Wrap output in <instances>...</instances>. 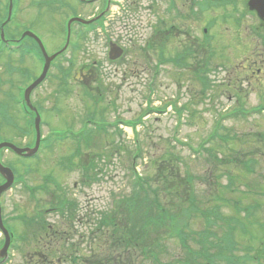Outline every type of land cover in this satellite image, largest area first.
I'll return each mask as SVG.
<instances>
[{"label": "rangeland", "instance_id": "rangeland-1", "mask_svg": "<svg viewBox=\"0 0 264 264\" xmlns=\"http://www.w3.org/2000/svg\"><path fill=\"white\" fill-rule=\"evenodd\" d=\"M31 1H34L32 4L37 11L32 9ZM65 1L67 4L62 1L54 6L51 1L23 0L15 23L6 28H9L7 30L8 36L18 38L26 29H32L43 39L47 52L52 55L62 49L66 43V35L63 30L64 25L66 27V20L70 16H74L76 13L78 16L87 19L89 16L95 15L97 9L101 10L107 7V0H101L91 5H81L76 0ZM111 1L114 3L110 16L105 21L104 34L100 35L99 39L92 34H88L85 39H79L78 35L82 30L75 26L73 38L76 46L70 48L63 58L55 62L51 69L52 79L40 87L32 102L45 115L46 123L41 126V134L48 140H53L51 134L54 132L71 128H74L75 131L80 130L83 126L84 117L93 114L102 121L98 122L101 124H115L118 119L134 123L136 131L131 136L134 138L135 144L127 133L129 131L126 130L122 135H108L105 145L99 147L100 153L98 149H95V137L99 136L97 133L91 138L90 143L85 137L81 145L79 142H71L65 145L55 143L50 148L43 147L37 162L24 164V167L29 165L31 169L33 168L32 173L25 179L24 185H19L16 191L4 197L9 198L8 201L12 203L15 200L17 204L23 206L20 213L27 216H32L34 213L54 205L53 203H57L65 196L73 199L78 205L75 217L79 215L78 220L82 223L89 222L86 228L82 223L76 228L78 232L74 236L73 244L75 250L79 252L80 258H82L77 260L76 264H95L89 258L90 253H101L99 245L103 240H106L108 232L98 224L96 226L93 223L98 217L96 213L86 217V210H103L111 202L114 192L119 197L116 200L115 210L116 212L120 210L117 204H121L120 195L127 188V177L131 174L132 164L130 156L136 149V145L143 148L137 160V168H139V172L149 175L153 179L158 170L155 163L161 162L162 159L168 161L171 154H176L177 158H180L178 162L174 161V163L181 167L183 173H185L183 169L185 162L189 163L190 169L196 174L206 171L209 167L204 159L206 152L198 155L201 157L200 159L194 150L200 148L215 133L214 139L210 141L211 145L219 153L225 151L227 146L221 144L220 136L216 133V126L219 122L229 129L230 134H237L239 137L252 132L254 134L264 133V116L251 118L247 116L245 119L238 115L229 117L238 109L249 113L252 108L264 103V70L256 72L258 69H264V41H261V44H256L247 39L248 32L255 26L261 28V21L256 15L245 13L244 8H246L247 0H231L235 4H229L230 0H223L222 7L213 9L211 16L209 14L200 16L199 26L188 15L182 21H175V18L165 16L161 0ZM200 1L203 2L204 0ZM184 2L185 0H182L181 4ZM225 3L228 5L225 6ZM232 15L236 17L235 20L244 22L241 29L233 26ZM6 17L5 11L1 10L0 23H3ZM21 22L26 25V28L20 27ZM173 25L183 32L192 34L195 48H191L195 52L186 49L190 42L185 37H179L178 33L176 43L166 44V35L164 37L163 35L165 32L168 33ZM204 25L212 29L216 40L214 43L215 59L212 61L214 69H211L203 79L197 80L194 76V80H191L188 78L191 72L197 76H203L200 67L205 56V48L200 41L197 49L196 38H199L198 28H201L202 33ZM236 30L243 33L244 42L228 40L226 35L233 34ZM84 31L86 30L84 29ZM154 33L155 36L150 38L151 40L148 39L150 42L146 46V38ZM108 36L109 39L107 40ZM109 41L124 47L125 56L118 63L112 64L108 59ZM179 44H183L184 47ZM239 48H242V51L238 53ZM223 49H227V53ZM192 54H196L194 61L191 59ZM177 55H182V59L178 61L180 67L173 68L171 62ZM225 55H228V59H230L227 62L225 59L224 62L222 60ZM9 58V60L4 58L2 65L10 62V60L21 65L17 56L12 55ZM32 59L27 58L24 65L30 66ZM158 61L163 62L162 69L156 68L155 63ZM245 63H254L247 74L243 72ZM186 67L190 71L185 69ZM30 68L31 72L37 74L38 68L36 66H30ZM2 70L0 69L1 75L3 74ZM66 78L69 81V92L65 94L62 84ZM6 80H8L7 76ZM15 82H19L18 77L15 78ZM151 84L152 89H150ZM11 89V86L5 88L6 91ZM170 101L177 104V112L174 108L171 110V107L167 105L168 114L160 115V111L165 109L166 103ZM180 114L182 115L180 116ZM17 123L22 126L21 119H18ZM225 130H219L218 133ZM4 132L7 137L8 134H11V131L8 133V129H5ZM16 133L9 135V137H14ZM33 138L34 136L27 140L30 145ZM20 139L25 142L23 138ZM258 142V139H252L255 146L258 145ZM119 145L125 146L126 149H118L119 151L116 152L109 150L110 147ZM208 145V142L204 144L205 147ZM254 145L249 146L247 150H254ZM230 146L240 149L241 145L231 143ZM262 146L257 147V149H263ZM78 153L81 158L86 160L96 156L99 167L104 169L105 180L102 184L92 187L81 185L80 187L82 176L76 172H68L71 165L66 169L64 168V162L72 159L74 161ZM5 156V161H7L5 163L14 171L16 169L21 172L24 168L22 163L17 158L6 154ZM169 165L172 167L170 161ZM52 175L55 176V180H52ZM53 183H60L59 185L64 188V191L53 188L55 185ZM76 183L79 185L78 190L74 188ZM201 184L203 183L201 182ZM26 186L37 188V196H29L26 192ZM60 186L56 188L59 189ZM203 186L207 185L203 184ZM201 191L203 190L201 189ZM227 196L225 195V197ZM251 200L252 205H263L257 214L258 217H263L264 201L258 196H253ZM183 208V205L178 206V210L173 211L167 229L178 228L180 223L178 219L180 221ZM221 210L225 215L231 216L229 208L222 206ZM14 212L15 209H12L5 215L8 216ZM240 219H242L241 216ZM73 221H70V224L69 220L58 219L57 217L47 219L43 225L54 227L49 231L50 237L45 235L43 241L39 240L42 235L35 232L39 228L37 223L31 224L27 220L25 226L19 227L17 232L23 231L27 232L28 235L33 234L32 241L38 238L39 242L44 243L45 249L48 248V251H52L56 264H60L59 261H62L61 264H68L67 260L62 258L59 250L65 243L51 239L53 232H56L59 233L58 238L63 240ZM251 224L246 221L244 230L254 229L253 232H255L256 228ZM201 226L200 221L199 226L195 224L193 230H199ZM148 229V226L145 228L143 225L136 229L137 232L144 231L146 236L142 239L143 243L147 242L148 234L146 232ZM150 230L154 232L155 229L150 227ZM161 232L163 231L158 232L157 237ZM248 234L250 238H239L244 242V246L252 240L256 242L251 231ZM31 246L37 245H27L26 252L32 249ZM254 248H258L257 242ZM141 249L144 250V248ZM123 252L120 251L118 254L122 257ZM134 254H136V258H140L142 253H139L137 249V253ZM114 259L117 260V257ZM163 259L166 260L164 264L190 263V260L186 261L187 253L182 252V249L175 244L165 250ZM142 262L146 263L145 258ZM12 264H20V260H13ZM146 264H155V262Z\"/></svg>", "mask_w": 264, "mask_h": 264}, {"label": "trees", "instance_id": "trees-1", "mask_svg": "<svg viewBox=\"0 0 264 264\" xmlns=\"http://www.w3.org/2000/svg\"><path fill=\"white\" fill-rule=\"evenodd\" d=\"M255 149H256V147L254 148L253 151H255ZM227 151H228L227 153H229L228 155H230L232 157H237V156L239 157L240 156L242 159H245V158L251 156L250 158H252V160L250 159V161H248V164H247V171H246L247 174H244L241 171L236 172V170L232 172L231 179L234 181V185H233V188H232L231 192H234L235 194L239 193V191H240L239 186L241 184H244V185L247 186L249 192H247V193L243 192L242 196H244V197L245 196H251V195H256L257 193H261V194L264 195V185L263 184L261 185V181L262 180L252 176V174H256V172H259V171L261 172L262 170H259V169L261 167H264V163L255 161V159L257 158L256 155H263L264 156V151H262L261 153H258L259 149L256 152H254V153H251V152H238V151L236 152V149H228ZM263 156H261V157H263ZM219 164H220V166H222L224 168H228L229 167L224 162H221ZM172 165H175V163L171 162V166ZM171 188H169V189H171ZM176 188H177L176 192L170 194V198L172 199V201H177V205H178V204H180L183 201L185 195H183V192H179V190L182 189L181 183L176 185ZM256 191H257V193H256ZM240 198L243 199V197H240ZM167 199H168V196H167ZM238 200H239V197L237 195H233L231 203L235 204V201L238 202ZM151 205H153L152 202H141V201H138L136 206H135V212L138 214V216L142 215V214L146 213V211H143V208L144 207H151ZM147 217H151V216H147ZM233 218H235V217H233ZM239 218L240 217L238 216L237 219H239ZM149 221L151 222V220H149ZM141 222H142V218L138 219L137 223H141ZM248 222L257 224L259 226V230L261 232H259L258 229H257V231L255 230V232H259L258 234H260V235L263 234L264 235V217L261 218V217H258L255 214L253 216L252 220H249V218H248ZM150 224L151 223H148L145 226L147 227ZM260 225H261L262 228L260 227ZM251 226H252V224H251ZM188 232L189 233H186V235L195 239V237H196L195 233L193 231H191V230H188ZM254 237L256 238V236H254ZM152 240L150 242H152Z\"/></svg>", "mask_w": 264, "mask_h": 264}, {"label": "flooded vegetation", "instance_id": "flooded-vegetation-1", "mask_svg": "<svg viewBox=\"0 0 264 264\" xmlns=\"http://www.w3.org/2000/svg\"><path fill=\"white\" fill-rule=\"evenodd\" d=\"M176 18H179L178 16ZM177 21V20H176ZM177 33L179 35V37H185L187 41L190 42L189 44V47L186 48L188 50H191L192 52H195L192 48H195V45H194V41L192 39H194V37L192 36L191 33L189 32H183L182 30H180L179 28H177V26L173 25L171 27V29L167 32H165V34L163 35V37L165 36V42L166 44H170L172 42H177ZM196 43H197V49L199 48L198 47V43H199V38L197 37L196 38ZM181 46L184 47L183 44H179ZM180 46V48L182 49V47ZM192 47V48H191ZM182 54V52H181ZM196 54H192V60L194 61V57H195ZM162 56V55H161ZM175 63L178 62L177 60L174 61ZM2 121L1 119V115H0V122ZM7 129L6 128V125L4 126H0V138L6 140L7 139V136H6V133L4 132V130ZM17 207L19 208H22L23 206L21 205H17ZM17 207L13 206L12 209H16ZM19 227H22V222H18L16 221V229L19 230ZM13 236H15V234L13 232H11ZM4 237L0 234V241L3 240ZM35 240V239H33ZM28 258L29 260L27 261V264H37V259L39 257V252L38 251H35L34 253L32 254H28Z\"/></svg>", "mask_w": 264, "mask_h": 264}, {"label": "water", "instance_id": "water-1", "mask_svg": "<svg viewBox=\"0 0 264 264\" xmlns=\"http://www.w3.org/2000/svg\"><path fill=\"white\" fill-rule=\"evenodd\" d=\"M250 6H251L252 9H256L258 11L259 15L262 18H264V0H251ZM42 49H43V47H42ZM43 52H44V54L46 56L47 64H49L51 59L47 57L44 49H43ZM10 147L14 148L13 146H10ZM14 149L20 154L23 153V151H21L19 149H16V148H14Z\"/></svg>", "mask_w": 264, "mask_h": 264}]
</instances>
